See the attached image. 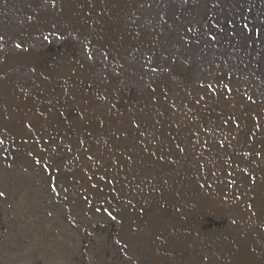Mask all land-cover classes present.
<instances>
[{
  "label": "rangeland",
  "instance_id": "obj_1",
  "mask_svg": "<svg viewBox=\"0 0 264 264\" xmlns=\"http://www.w3.org/2000/svg\"><path fill=\"white\" fill-rule=\"evenodd\" d=\"M219 4L264 22L0 0V264H264V49L191 34Z\"/></svg>",
  "mask_w": 264,
  "mask_h": 264
},
{
  "label": "flooded vegetation",
  "instance_id": "obj_2",
  "mask_svg": "<svg viewBox=\"0 0 264 264\" xmlns=\"http://www.w3.org/2000/svg\"><path fill=\"white\" fill-rule=\"evenodd\" d=\"M220 11H223V13L221 14ZM255 15L256 14H254L252 18L255 23H243V19H245L244 14L242 13L241 8H239L238 6L232 8L231 10L224 8V5L221 4H219L214 8L209 6L208 9L206 10V13L199 21V23L194 24L192 26V29H190V32L191 34H195L198 36L211 32L212 31L211 28L213 27H211L209 23L218 16H221L220 19L218 20V27L223 29V31L219 33V35L221 36L219 42H223L224 44H229V45L233 44L239 49L243 48L248 51L251 50L250 52L253 51L252 49H250V47L257 48L259 44H260L259 47L264 49V22L257 23L254 20ZM241 24H247L249 30L234 32V30L240 28ZM226 29L232 31V34L229 33V35L228 34L226 35L224 32V30ZM251 32L253 35L252 37L250 35H247L248 33L251 34Z\"/></svg>",
  "mask_w": 264,
  "mask_h": 264
},
{
  "label": "bare ground",
  "instance_id": "obj_3",
  "mask_svg": "<svg viewBox=\"0 0 264 264\" xmlns=\"http://www.w3.org/2000/svg\"><path fill=\"white\" fill-rule=\"evenodd\" d=\"M246 21V19L243 20V23Z\"/></svg>",
  "mask_w": 264,
  "mask_h": 264
}]
</instances>
